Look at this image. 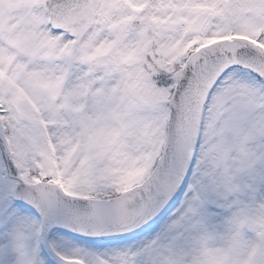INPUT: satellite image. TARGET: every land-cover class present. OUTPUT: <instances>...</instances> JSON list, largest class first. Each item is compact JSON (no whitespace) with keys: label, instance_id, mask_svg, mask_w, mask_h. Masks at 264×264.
<instances>
[{"label":"snow or ice","instance_id":"obj_1","mask_svg":"<svg viewBox=\"0 0 264 264\" xmlns=\"http://www.w3.org/2000/svg\"><path fill=\"white\" fill-rule=\"evenodd\" d=\"M0 264H264V0H0Z\"/></svg>","mask_w":264,"mask_h":264}]
</instances>
